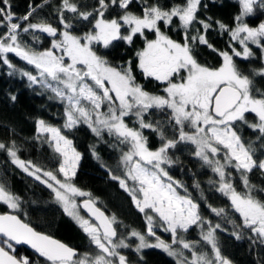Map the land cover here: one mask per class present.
I'll list each match as a JSON object with an SVG mask.
<instances>
[{"label": "snow or ice", "instance_id": "6c2138e0", "mask_svg": "<svg viewBox=\"0 0 264 264\" xmlns=\"http://www.w3.org/2000/svg\"><path fill=\"white\" fill-rule=\"evenodd\" d=\"M236 2L238 13L227 25L200 17L201 9L208 7L203 0H92L90 4L60 0L54 25L31 21L41 5H29L20 16L13 11L12 0H0V62L15 69L9 58L13 54L33 66L35 74L21 71V75L30 87L38 85L52 93L49 99L63 105L64 116L59 127L43 119L35 122L34 139L52 150L55 170L21 159L15 142L11 146L0 142V151L50 190L93 246L81 253L37 231L18 214L22 198L0 183V204L7 209L0 212V264H33L28 256L16 255L17 245L30 246L43 264H133L122 249L132 250L138 256L136 264H141L147 248L162 249L176 264H232L222 254L217 235L226 229L201 211V201L207 197L200 183H193L200 192L195 198L170 175L176 163L170 153L181 150V145L191 146L192 156L213 174L209 186L238 214L227 219L234 226L231 235L239 240L247 230L250 241L264 244V186L250 179L256 173L264 177V21L256 26L248 23L257 12L264 15V0ZM134 4L138 11L132 10ZM77 26L86 30L78 32ZM214 26L229 36L227 49H216L207 38ZM174 28L180 30L181 39L169 34ZM37 32L51 38L49 47L37 49L23 39L29 34L39 42ZM137 38L143 47L123 63L113 64L99 51L121 41L132 46ZM200 46L216 52L220 63H200ZM238 59L258 60L261 66L246 71ZM137 70L144 79L158 82L162 93L146 90L137 80ZM155 112L164 119H151ZM81 125L99 141L107 143L105 136L111 137V146L120 147V175L109 170L110 179L143 214V231L125 226L120 233L117 217L107 215L90 192L75 185L81 153L64 130ZM145 130L158 138L157 147H152ZM90 148L99 159L95 147ZM78 197L86 199L78 203ZM206 207L216 217L227 218L226 207ZM194 227L200 230V239H186ZM157 229L169 233L170 242L161 239Z\"/></svg>", "mask_w": 264, "mask_h": 264}, {"label": "trees", "instance_id": "16d2710c", "mask_svg": "<svg viewBox=\"0 0 264 264\" xmlns=\"http://www.w3.org/2000/svg\"><path fill=\"white\" fill-rule=\"evenodd\" d=\"M81 3H91L92 0H77ZM166 3L178 2V0H164ZM60 0H49L44 4L43 0H12L13 11L23 16L28 10L29 5L36 8L32 22L46 20L52 24H57L55 6ZM207 4L206 9H201L199 15L203 19L211 17L227 25H232L233 17L238 13L236 0H203ZM133 11L139 9L132 5ZM264 21V15L257 14L248 19L251 26L258 25ZM78 27V32L85 31L86 28ZM173 39H181L180 30L175 29L169 33ZM40 41H33L32 36L24 34L23 39L37 49H44L50 46V39L44 33L37 32ZM149 38H152L151 35ZM207 38L218 50H225L229 46V36L220 34L216 26L214 30L207 33ZM143 47V41L139 38L132 46L124 42H116V46L108 50L99 49L113 63H123L133 58L134 52ZM255 48V46H253ZM258 55V54H257ZM198 60L202 64L218 65L220 57L216 52L211 51L205 46L197 49ZM15 69H10L0 62V142L11 146L15 142L19 149L18 155L21 159L31 160L35 164L48 170H55L57 161L53 156L52 150L40 141L35 140V122L39 119L45 120L48 124L62 126L64 122L63 105L57 100H50V92L43 91L38 85L29 86V81L21 75V71H30L35 74L33 66L28 65L13 54H9ZM237 63L241 68L250 70L259 68L261 65L258 60L243 62L238 59ZM13 73L9 75V73ZM137 80L142 83L146 90L157 94L162 93V86L154 80L144 79L137 70ZM11 96H16L12 101ZM151 119H164L159 112H155ZM251 119V117H250ZM131 123V122H130ZM69 139L73 141L74 147L81 153V160L77 168L74 179L76 186L84 191L90 192L96 205L107 215H115L121 226L118 228L120 233H124L125 226L143 231L145 220L143 214L138 213L131 203L130 197L119 188L118 183L110 179L109 170L120 175L119 157L120 147H112L114 143L111 137L105 136L107 143L99 141L86 126L81 125L73 130H64ZM145 135L149 137V142L153 148L159 144L158 138L149 130H145ZM249 134L246 133V137ZM90 146L95 147L99 159L93 156ZM122 147V146H121ZM181 150H173L170 154L176 163L170 168V175L181 181L189 193L199 198L200 192L193 188L194 182H199L203 189L206 201H201L202 213L213 223H220L226 231H218L219 245L222 254L227 257L232 264H264V244L256 240L255 243L249 240L247 230L241 233L242 239L237 240L231 233L234 226L227 222V219H236L238 214L227 207V201L219 193L209 186L208 180L213 177L210 169L203 167L201 162L192 156L191 146H180ZM103 165V166H102ZM214 178V177H213ZM251 182L264 186V177L259 173L250 177ZM0 183L22 198V210L18 213L25 222L29 223L37 231L52 236L70 246L78 249L81 253L90 250L93 246L79 226L64 213L63 208L55 201L50 194V190L45 185L36 181L33 177L27 176L20 169L10 162V159L3 151H0ZM181 194H183L181 190ZM211 204L214 207H226L227 218L216 217L206 207ZM7 210L6 206L0 204V212ZM199 229H190L186 234L188 240H199ZM157 235L170 242V234L157 229ZM155 240L154 238H150ZM203 251L210 252V248L204 247ZM128 255L133 264H136L138 256L130 249L121 250ZM17 256H28L33 264H43V258L35 256L23 248L16 252ZM143 260L141 264H176L173 257L167 255L162 249L147 248L143 250ZM185 255H189L185 250Z\"/></svg>", "mask_w": 264, "mask_h": 264}, {"label": "water", "instance_id": "95a60500", "mask_svg": "<svg viewBox=\"0 0 264 264\" xmlns=\"http://www.w3.org/2000/svg\"><path fill=\"white\" fill-rule=\"evenodd\" d=\"M97 206V205H96ZM98 207V206H97ZM82 210V212L86 215V216H88V214H87V212L85 211V210H83V209H81ZM103 211V210H102ZM34 228V227H33ZM40 232V231H39ZM42 233V232H41ZM43 234H45V233H43ZM54 239H56V238H54ZM62 242V241H61ZM16 248L18 249V248H23V249H25L26 251H28L29 253H31V254H33V255H35V256H38V254L37 253H35V251L33 250V249H31V247L30 246H28V245H17L16 246ZM39 257V256H38Z\"/></svg>", "mask_w": 264, "mask_h": 264}, {"label": "rangeland", "instance_id": "374dc122", "mask_svg": "<svg viewBox=\"0 0 264 264\" xmlns=\"http://www.w3.org/2000/svg\"><path fill=\"white\" fill-rule=\"evenodd\" d=\"M79 165V164H78ZM62 178V177H61ZM83 199H86V197L85 198H80V197H78L77 198V201H78V203L80 202V201H82ZM59 204V203H58ZM60 205V204H59ZM61 207H62V205H60ZM63 208V207H62ZM81 215H84L85 216V214H83V212L81 211ZM86 218H87V216H85ZM151 240V239H150ZM151 242H153V243H155V240L153 241V240H151ZM123 250V249H122ZM16 252H17V249H16ZM21 256V255H20Z\"/></svg>", "mask_w": 264, "mask_h": 264}, {"label": "flooded vegetation", "instance_id": "af4514ba", "mask_svg": "<svg viewBox=\"0 0 264 264\" xmlns=\"http://www.w3.org/2000/svg\"><path fill=\"white\" fill-rule=\"evenodd\" d=\"M81 211H82V210H81ZM83 214H84V213H83ZM85 216H86V215H85ZM16 249H17V248H16ZM18 249H19V248H18ZM18 249H17V250H18Z\"/></svg>", "mask_w": 264, "mask_h": 264}]
</instances>
